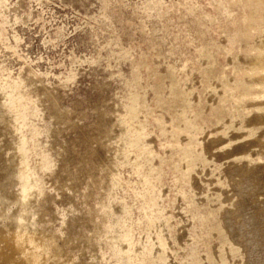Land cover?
I'll return each instance as SVG.
<instances>
[{"label":"rangeland","instance_id":"obj_1","mask_svg":"<svg viewBox=\"0 0 264 264\" xmlns=\"http://www.w3.org/2000/svg\"><path fill=\"white\" fill-rule=\"evenodd\" d=\"M0 109V264H264V0H0Z\"/></svg>","mask_w":264,"mask_h":264},{"label":"bare ground","instance_id":"obj_2","mask_svg":"<svg viewBox=\"0 0 264 264\" xmlns=\"http://www.w3.org/2000/svg\"><path fill=\"white\" fill-rule=\"evenodd\" d=\"M2 100V99H1ZM57 111V110H56ZM59 112V111H58ZM57 113V112H56ZM58 114V113H57ZM61 116V115H60ZM61 118V117H60ZM7 121L8 120V117L4 114V111H2L0 109V121ZM57 120V118H56ZM24 148H25V145H24V142L21 138L17 139L16 141V145H15V149L17 151V153H20L22 156L24 155ZM64 153V152H63ZM62 154V153H60ZM60 158H62V156H60ZM62 160V159H60ZM14 176L13 174H11L8 178V183L6 184L7 186H9L8 184H11L13 185L14 184ZM30 177L26 180L25 184L27 185L29 181ZM31 180V179H30ZM13 183V184H12ZM6 189V188H5ZM10 193H12L13 191H10ZM10 193L7 195V197L10 196ZM7 202V198H5ZM32 209H30V206L28 203H22L20 205V208L18 210V213L19 215L21 216H24L26 222L23 223V224H20L18 227H17V232H16V242H15V245H16V248L20 251H25L27 253V260L33 264H38L41 260V256L40 254H38L36 252V250H34L33 248H31V246H26V239H25V235H24V229H26L28 227V222L30 220V216L32 214ZM28 242L31 243H34L35 241L33 240V236L29 237V240H27Z\"/></svg>","mask_w":264,"mask_h":264}]
</instances>
